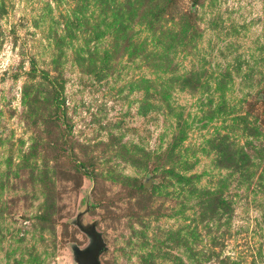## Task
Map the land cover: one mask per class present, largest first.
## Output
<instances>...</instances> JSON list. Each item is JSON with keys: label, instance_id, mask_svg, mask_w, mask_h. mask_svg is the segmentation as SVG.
<instances>
[{"label": "rangeland", "instance_id": "1", "mask_svg": "<svg viewBox=\"0 0 264 264\" xmlns=\"http://www.w3.org/2000/svg\"><path fill=\"white\" fill-rule=\"evenodd\" d=\"M263 96L264 0H0V264H264Z\"/></svg>", "mask_w": 264, "mask_h": 264}, {"label": "water", "instance_id": "2", "mask_svg": "<svg viewBox=\"0 0 264 264\" xmlns=\"http://www.w3.org/2000/svg\"><path fill=\"white\" fill-rule=\"evenodd\" d=\"M149 181H151V177L147 178V181L144 183L145 187H149ZM77 223L79 224V227L91 238V243L88 247H74V256L77 264H103L100 256L106 249V243L101 233L97 230L96 225L92 224L89 227H85L81 223Z\"/></svg>", "mask_w": 264, "mask_h": 264}, {"label": "trees", "instance_id": "3", "mask_svg": "<svg viewBox=\"0 0 264 264\" xmlns=\"http://www.w3.org/2000/svg\"><path fill=\"white\" fill-rule=\"evenodd\" d=\"M263 99H264V96H263ZM143 188V187H142Z\"/></svg>", "mask_w": 264, "mask_h": 264}]
</instances>
